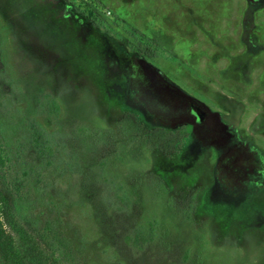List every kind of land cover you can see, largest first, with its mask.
Returning <instances> with one entry per match:
<instances>
[{"label": "rangeland", "instance_id": "374dc122", "mask_svg": "<svg viewBox=\"0 0 264 264\" xmlns=\"http://www.w3.org/2000/svg\"><path fill=\"white\" fill-rule=\"evenodd\" d=\"M0 180L56 264H264V0H0Z\"/></svg>", "mask_w": 264, "mask_h": 264}, {"label": "trees", "instance_id": "16d2710c", "mask_svg": "<svg viewBox=\"0 0 264 264\" xmlns=\"http://www.w3.org/2000/svg\"><path fill=\"white\" fill-rule=\"evenodd\" d=\"M154 147L167 156L178 149L165 140L154 142ZM49 252L43 240L18 222L14 197L0 180V264H56Z\"/></svg>", "mask_w": 264, "mask_h": 264}, {"label": "flooded vegetation", "instance_id": "af4514ba", "mask_svg": "<svg viewBox=\"0 0 264 264\" xmlns=\"http://www.w3.org/2000/svg\"><path fill=\"white\" fill-rule=\"evenodd\" d=\"M197 111H198V108L197 106H195L193 103L191 104V106H189V109H188V113L189 115L191 116H194V115H197ZM204 117V116H203ZM197 121V120H196ZM195 121V122H196ZM197 124L200 123V122H196ZM199 125V124H198Z\"/></svg>", "mask_w": 264, "mask_h": 264}]
</instances>
